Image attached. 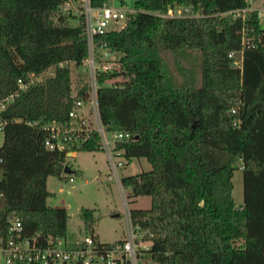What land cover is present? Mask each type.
Here are the masks:
<instances>
[{"label": "trees", "instance_id": "obj_1", "mask_svg": "<svg viewBox=\"0 0 264 264\" xmlns=\"http://www.w3.org/2000/svg\"><path fill=\"white\" fill-rule=\"evenodd\" d=\"M65 1L0 0V101L19 79L55 68L0 114L7 121L0 242L11 235L14 217L26 235L45 242L70 237L66 207L48 204V178H64L69 151L101 149L97 132L81 146L46 145L44 125L67 123L89 88L87 80L73 94L71 64L85 68L89 47L82 21L72 25L75 16L61 11ZM248 6L249 0H137L123 28L96 36L120 62L99 77L101 120L109 132L133 134L116 145L128 160L146 157L153 165L121 182L128 197L152 198L132 216L150 230L152 256L162 264H264V26L256 11L245 20L230 12ZM178 7L190 11L163 15ZM164 49L199 51L203 84L171 85ZM241 50L243 64L236 66L230 53ZM240 167L245 199L237 204L233 177ZM80 216L89 227L95 221L92 209Z\"/></svg>", "mask_w": 264, "mask_h": 264}, {"label": "built area", "instance_id": "obj_2", "mask_svg": "<svg viewBox=\"0 0 264 264\" xmlns=\"http://www.w3.org/2000/svg\"><path fill=\"white\" fill-rule=\"evenodd\" d=\"M60 9L63 13L79 17L84 25L89 47V53L85 59L89 88L85 98L76 99L67 123L53 122L44 125L49 133L46 145L51 150L81 146L93 132H97L101 149L107 151L111 174L120 182L118 167L124 166V162L115 157L124 155L122 150L116 148V145L119 142L131 141L134 136L130 131L125 130L109 132L101 120L98 105L99 77L101 73L118 70L120 62L110 51L107 43L98 46L96 36L114 30L109 27L111 20L119 22L124 19L126 22L129 14L136 9L117 5L115 0H66ZM189 11V8H171L163 15L184 16ZM252 11L257 12L260 21L264 18V8L252 9L251 0L248 7L230 12L245 20L248 13ZM230 56L234 57L236 66H242L243 50L231 52ZM54 74L55 68L50 67L40 74L30 73L26 79H19L18 89L0 101V114L29 86ZM93 119L97 125H94ZM28 123L34 126L40 124L38 121ZM6 124V120L0 119V133L4 134ZM70 179L73 180V177ZM120 185L128 221V235L125 239L101 243L94 235L86 234L76 238L57 237L45 242L38 235H26L21 218L14 217L11 219V235L0 242V258H4V262L0 264H162L152 256L153 235L149 229H143L135 224L122 182ZM2 195L0 188V196ZM137 229L143 233L142 237L139 236Z\"/></svg>", "mask_w": 264, "mask_h": 264}, {"label": "rangeland", "instance_id": "obj_3", "mask_svg": "<svg viewBox=\"0 0 264 264\" xmlns=\"http://www.w3.org/2000/svg\"><path fill=\"white\" fill-rule=\"evenodd\" d=\"M137 0H115L117 5L127 6L135 9ZM252 9L264 8V0H251ZM72 25H79V17L69 20ZM264 26V18L261 20ZM126 22L111 20L109 27L119 30ZM164 58L167 69L171 74V85L201 86L203 84L202 56L199 51L173 52L169 49L160 51ZM73 78V94L88 80L87 68L76 67L71 64ZM122 77H115L121 79ZM112 80V81H113ZM94 125H97L93 119ZM4 141V134L0 133V144ZM124 162V166L118 167L120 182L111 174V165L107 151L99 149L95 151L76 150L73 156L68 155L66 165L73 172L66 173L64 178L51 176L48 178L47 187L53 193L48 198L51 206H64L69 215L68 231L71 238L83 237L86 234L94 235L101 243H111L125 239L128 235V221L126 207L121 191V178L123 176L141 173L153 168L152 163L146 157H134L128 160L125 156L115 157ZM73 177V180L70 179ZM233 196L237 204L244 203V170L242 167L234 171ZM128 199L129 208L146 209L151 207L152 198L141 196L138 198L128 197L129 190L124 187ZM83 208L94 211L92 226L89 227L81 218L80 212ZM139 236L143 233L137 229ZM4 258H0V263Z\"/></svg>", "mask_w": 264, "mask_h": 264}, {"label": "water", "instance_id": "obj_4", "mask_svg": "<svg viewBox=\"0 0 264 264\" xmlns=\"http://www.w3.org/2000/svg\"><path fill=\"white\" fill-rule=\"evenodd\" d=\"M65 172H66V173H70V172H72V169L67 165V166L65 167Z\"/></svg>", "mask_w": 264, "mask_h": 264}, {"label": "crops", "instance_id": "obj_5", "mask_svg": "<svg viewBox=\"0 0 264 264\" xmlns=\"http://www.w3.org/2000/svg\"><path fill=\"white\" fill-rule=\"evenodd\" d=\"M76 154V151H69L68 152V155H70V156H73V155H75ZM70 167V166H69ZM71 168V167H70ZM72 172H73V170H72ZM71 173V172H70Z\"/></svg>", "mask_w": 264, "mask_h": 264}]
</instances>
